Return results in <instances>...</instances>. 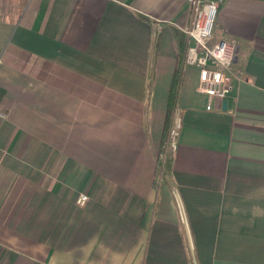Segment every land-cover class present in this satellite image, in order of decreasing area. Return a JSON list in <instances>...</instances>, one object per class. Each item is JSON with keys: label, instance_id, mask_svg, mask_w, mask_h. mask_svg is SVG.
<instances>
[{"label": "crops", "instance_id": "1", "mask_svg": "<svg viewBox=\"0 0 264 264\" xmlns=\"http://www.w3.org/2000/svg\"><path fill=\"white\" fill-rule=\"evenodd\" d=\"M191 20L188 0H0V264H264V0L219 7L211 43L238 56L211 110Z\"/></svg>", "mask_w": 264, "mask_h": 264}, {"label": "built area", "instance_id": "2", "mask_svg": "<svg viewBox=\"0 0 264 264\" xmlns=\"http://www.w3.org/2000/svg\"><path fill=\"white\" fill-rule=\"evenodd\" d=\"M224 2L225 0H188L192 20L183 29L188 41L184 65L198 69L197 92L206 96L208 110L213 108L216 99L223 100L227 97L228 72L238 56L236 41L220 40L211 43L218 10ZM0 117H5L1 104ZM180 127V119L175 111L168 131L167 149H177ZM88 200L87 194H81L77 203L85 206Z\"/></svg>", "mask_w": 264, "mask_h": 264}, {"label": "trees", "instance_id": "3", "mask_svg": "<svg viewBox=\"0 0 264 264\" xmlns=\"http://www.w3.org/2000/svg\"><path fill=\"white\" fill-rule=\"evenodd\" d=\"M185 49H186V38L182 42L179 43V51H180L181 60L183 58V54L185 52ZM180 77H181V68L177 69L175 74H174V79H173V83H172V87H171V91H170L167 120H166L164 134H163V148H164L166 140H167L170 120H171L174 105H175V102H176V99L178 96Z\"/></svg>", "mask_w": 264, "mask_h": 264}, {"label": "rangeland", "instance_id": "4", "mask_svg": "<svg viewBox=\"0 0 264 264\" xmlns=\"http://www.w3.org/2000/svg\"><path fill=\"white\" fill-rule=\"evenodd\" d=\"M215 32H216V24L214 25V31H213V34H215ZM186 46L188 45V41H187V38H186ZM187 50V49H186ZM6 116V115H5ZM171 119H172V116H171ZM170 126H171V120H170V125H169V129H170ZM168 136H169V133H168ZM168 136H167V140H166V143H165V146H164V148H163V155H164V160L166 159V156H168V154L172 151L171 149H167V143H168V140H169V138H168Z\"/></svg>", "mask_w": 264, "mask_h": 264}, {"label": "water", "instance_id": "5", "mask_svg": "<svg viewBox=\"0 0 264 264\" xmlns=\"http://www.w3.org/2000/svg\"><path fill=\"white\" fill-rule=\"evenodd\" d=\"M226 104H227V103H226V102H224V107H226Z\"/></svg>", "mask_w": 264, "mask_h": 264}]
</instances>
